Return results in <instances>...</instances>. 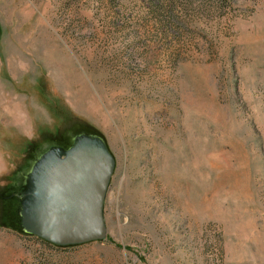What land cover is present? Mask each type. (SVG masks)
I'll return each mask as SVG.
<instances>
[{
    "label": "rangeland",
    "instance_id": "1",
    "mask_svg": "<svg viewBox=\"0 0 264 264\" xmlns=\"http://www.w3.org/2000/svg\"><path fill=\"white\" fill-rule=\"evenodd\" d=\"M84 136L107 238L47 245L21 196ZM0 264H264V0H0Z\"/></svg>",
    "mask_w": 264,
    "mask_h": 264
},
{
    "label": "water",
    "instance_id": "2",
    "mask_svg": "<svg viewBox=\"0 0 264 264\" xmlns=\"http://www.w3.org/2000/svg\"><path fill=\"white\" fill-rule=\"evenodd\" d=\"M116 159L100 136H84L34 169L21 196L24 230L71 246L107 238L105 202Z\"/></svg>",
    "mask_w": 264,
    "mask_h": 264
},
{
    "label": "trees",
    "instance_id": "3",
    "mask_svg": "<svg viewBox=\"0 0 264 264\" xmlns=\"http://www.w3.org/2000/svg\"><path fill=\"white\" fill-rule=\"evenodd\" d=\"M37 238H38L40 241H42L43 243L47 244V245L56 246V247H67V246H59V245H55V244L50 243V242H48V241H46V240H44V239H41V238H39V237H37Z\"/></svg>",
    "mask_w": 264,
    "mask_h": 264
}]
</instances>
